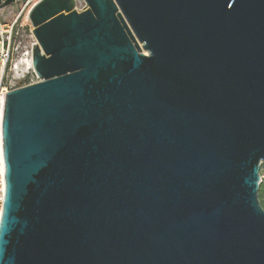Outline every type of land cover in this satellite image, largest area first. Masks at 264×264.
I'll list each match as a JSON object with an SVG mask.
<instances>
[{
  "label": "water",
  "instance_id": "95a60500",
  "mask_svg": "<svg viewBox=\"0 0 264 264\" xmlns=\"http://www.w3.org/2000/svg\"><path fill=\"white\" fill-rule=\"evenodd\" d=\"M83 2L28 13L0 264H264V0Z\"/></svg>",
  "mask_w": 264,
  "mask_h": 264
},
{
  "label": "built area",
  "instance_id": "2783aa9c",
  "mask_svg": "<svg viewBox=\"0 0 264 264\" xmlns=\"http://www.w3.org/2000/svg\"><path fill=\"white\" fill-rule=\"evenodd\" d=\"M1 4L5 0H0ZM41 0H21L19 10L11 13V22H1L0 9V215L4 198L1 156V120L5 96L10 91L38 82L32 69L31 50L35 39L28 20L29 11ZM23 13L25 16L22 17ZM29 27V30H26Z\"/></svg>",
  "mask_w": 264,
  "mask_h": 264
},
{
  "label": "rangeland",
  "instance_id": "374dc122",
  "mask_svg": "<svg viewBox=\"0 0 264 264\" xmlns=\"http://www.w3.org/2000/svg\"><path fill=\"white\" fill-rule=\"evenodd\" d=\"M84 7L85 3L83 2V0H77V10H82ZM17 9L19 10V4H12L3 8L1 12V22H11L12 20H9L11 17V13L15 12ZM24 16L25 13H23L22 17ZM26 30L28 31L29 27H26ZM260 178L261 183L258 189V201L260 203V206L264 210V162L261 164L260 167Z\"/></svg>",
  "mask_w": 264,
  "mask_h": 264
}]
</instances>
